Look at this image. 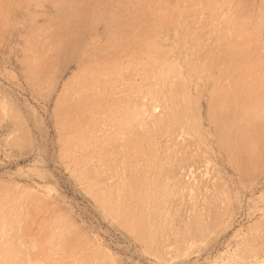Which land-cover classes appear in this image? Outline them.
Returning <instances> with one entry per match:
<instances>
[{
	"label": "rangeland",
	"instance_id": "rangeland-1",
	"mask_svg": "<svg viewBox=\"0 0 264 264\" xmlns=\"http://www.w3.org/2000/svg\"><path fill=\"white\" fill-rule=\"evenodd\" d=\"M0 264H264V0H0Z\"/></svg>",
	"mask_w": 264,
	"mask_h": 264
},
{
	"label": "bare ground",
	"instance_id": "bare-ground-1",
	"mask_svg": "<svg viewBox=\"0 0 264 264\" xmlns=\"http://www.w3.org/2000/svg\"><path fill=\"white\" fill-rule=\"evenodd\" d=\"M125 139V138H124Z\"/></svg>",
	"mask_w": 264,
	"mask_h": 264
}]
</instances>
